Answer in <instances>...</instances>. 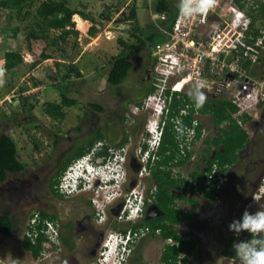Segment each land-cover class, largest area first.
Wrapping results in <instances>:
<instances>
[{"label":"rangeland","instance_id":"1","mask_svg":"<svg viewBox=\"0 0 264 264\" xmlns=\"http://www.w3.org/2000/svg\"><path fill=\"white\" fill-rule=\"evenodd\" d=\"M65 1L70 7L89 12L97 27V31L90 34L88 28L92 21L80 17L82 23L79 24L73 16L74 28L78 30L77 43L71 42L73 36L69 37L66 42L56 39L57 45L63 47L64 51H62L65 55H68L65 57L66 59L58 57L41 59L39 55L31 54L26 48L25 34L28 26L33 23L32 16L26 19L15 16L9 18V10L0 7V68L5 70L4 79L6 81L3 87H0V134L5 133L13 136L17 143L19 158L25 165L23 172L11 175L6 183L0 184V213L10 215L14 223L12 232L6 235L0 234V264H50V261H47L46 258L40 261L38 258L33 257L31 252L21 245L22 236L27 232L28 223L31 222V215L37 212L38 206L46 205L48 207L52 205L49 204L51 201H56L58 203L55 204L57 212L62 220L75 216L80 209L83 210L76 199L70 197L55 198L48 185L42 180L52 166L56 154L71 145V142L65 139V135L68 134L66 130H72L73 127L79 124V116H81L83 110L90 108L88 106L89 102H96L104 106L103 115L110 117L113 110L121 107L122 94L138 96L140 94L145 95L150 90L149 86L143 85L137 80L139 69L138 63H136L137 57L146 56L145 50H142V47L139 46L132 49V54L129 56L131 67L123 81L113 85L106 80L107 69L110 67L108 61L112 55L117 54L120 50L116 38L120 35L127 37V32L131 28L129 24L116 23L114 19L117 16L120 17L121 12L129 11L128 5L131 4L132 0ZM134 1L137 17L142 27L150 31L152 28L150 23H154L150 15V0ZM37 3H39V0L34 1L33 11ZM102 15L111 16V19L106 20ZM16 26L17 29L14 31L13 27ZM261 27H264V24ZM58 33V30H49L48 41L56 38L55 36ZM260 34H264V29ZM261 39H263V36ZM147 44L143 43L142 46ZM261 45L264 46V43L262 42ZM53 48L56 49V47ZM261 48L264 50V47ZM9 50L19 51L22 56L21 63L12 71L6 70L4 67L3 54ZM60 50L59 48V51H54L53 56L60 54ZM261 53L264 56V52ZM70 61L75 62L81 76H77L74 71H70ZM241 67L249 76L255 79H259L257 77L261 76V100L257 105L252 103V106L247 109V114L255 120H259L261 114V123L257 126L254 122L245 123V126L250 130V134H252L254 127H257V132H255L252 141L249 142L247 150L243 151V159L231 168L230 183L226 189L233 190V197L229 200V203L240 204V212L248 208L250 213H255L258 208L264 210V59L254 64L244 61ZM234 76V80L241 79L236 73ZM187 88H191V85H188ZM237 88L236 84H231L226 92L221 95L230 100L231 95L236 92ZM62 92L66 93L69 98L75 99L76 102L71 105H62L64 112L62 119L50 118L44 111L45 104L47 102L62 104ZM24 96H27L28 100L25 108L22 107ZM208 98L209 94L207 100ZM30 104H32V107H30ZM127 112L131 114L128 108ZM127 112H125V116ZM90 118H87L89 125L92 123ZM126 118L128 117L126 116ZM198 118L207 128L203 136L207 134L210 136L213 132L212 116L208 114L198 116ZM93 120L96 119L93 118ZM203 136L199 139V142H195V149L191 153L192 159L196 158L195 152L198 155L203 150L202 147L206 146L202 142L204 140ZM248 162L250 163L248 164ZM246 163L248 164V172L245 175L247 182H240ZM192 167V162L189 160L183 166L175 167V169H179L181 175L187 176L193 171ZM204 167L205 164L203 163L202 169ZM121 176L122 174L118 176L119 182L122 181ZM181 180L179 179L177 182L175 179L177 185L179 183V186H182L186 191H191L190 188L186 187L188 185L187 181L183 180L185 185L183 186ZM88 190L92 191L91 193L97 203V195H101V187L95 186L92 189L91 186ZM217 194L218 191L212 198L203 194L202 196L215 202ZM109 195H112V193H107L104 196V204L108 202ZM181 196L178 198L183 200L176 198L175 201L177 200V202L175 204L186 207L187 203L193 204L195 202V198L189 199L186 196ZM254 197L257 198L258 202H254ZM42 201L45 204H37ZM99 206H103V204L100 203ZM239 211L237 214H239ZM178 230L187 234L183 225L178 227ZM142 242H145L144 244L148 242V244L150 242L158 243L147 236L142 238ZM159 246V243L156 244L157 250H159ZM159 255V251L147 252L146 250L143 262L145 264H157L156 260ZM222 260L223 258L220 256L216 264H222ZM223 264L229 263L224 262ZM234 264H241V261H236Z\"/></svg>","mask_w":264,"mask_h":264},{"label":"flooded vegetation","instance_id":"2","mask_svg":"<svg viewBox=\"0 0 264 264\" xmlns=\"http://www.w3.org/2000/svg\"><path fill=\"white\" fill-rule=\"evenodd\" d=\"M261 1L262 0H237L239 5L246 8L249 12L251 22H254L253 27L257 28L258 32H261V26L264 24V17L261 16ZM261 47H263V45ZM142 50H145L146 56L137 57L138 59L136 63H138L139 68L137 80L139 83L147 85L151 88L154 84L153 67L155 63V56L152 54L150 43L146 46H142ZM146 93L145 95L140 94L138 96L122 94L123 99L121 107L113 110L110 117L108 115H103L104 106L101 105V109L96 110L90 105L91 103L96 102H89L88 106L90 108L83 110L81 116H79V124L73 127L72 130H66L68 134L65 135V139L70 141L71 145L56 154L52 166L48 169L42 181L48 185L55 198L57 197L59 199L70 197L71 199H76L83 210L80 209L75 216L67 220H62L57 212L55 204L58 203L56 201H51L49 204L52 205L48 207L46 205L38 206L39 209L46 211L48 215L51 216L50 220H47L46 218L43 219L39 212H37L38 217L41 218L42 221H48L51 227L50 235H48V237H51V240L43 241V243H48L46 244V248H42L37 257L40 261L43 258H46V260L48 259L47 261H50V264H102L103 258L101 254L103 253L105 242L111 231L119 232L124 230H139L141 235L133 243L132 252L129 257V264H145L143 262V256L146 250L147 252L159 251L160 255L156 262L157 264H164L161 261V256L163 251L170 244L165 242V239L160 236V229H152L149 224L143 225L146 220L154 219L163 215L164 212L159 207L156 211L159 212V210H161V214L155 215L151 218H146L147 214L155 212L153 209L150 210L151 205L158 204L154 201L153 194L157 190V181L152 176V169L155 167L156 161L161 158V154H159L160 149H158L155 153V157L144 163L141 161V155L139 153L146 149V145L141 141V139L148 138L145 133L147 130L146 125L149 119V112H137L136 110L134 111L133 108L138 106L145 96L149 94V92L147 94ZM184 94H187L186 87L181 92L174 93V97L176 99H178V97L181 98L182 102L184 100ZM216 97L219 96H211L208 99ZM185 104L181 103L178 107V111L179 108L184 107ZM190 105L193 106L191 103ZM127 108L131 114L127 112ZM196 111L197 118L198 116H203L199 110ZM125 112H127L126 116L128 118H126ZM90 116L92 117L90 118ZM49 117L51 118V116ZM88 117L92 122L90 125L87 121ZM93 118L96 120H93ZM199 121L201 122L200 119ZM211 122L213 128L212 134H210V136L208 134V136H203L204 132L207 131V128L201 122L203 127L202 135L195 141L199 142V139L203 136L204 140H202V142L206 146L202 147L203 150L200 151L198 155H196L195 152L196 158L192 159L191 154L187 160L188 162L191 160L193 171H204L207 168V161L212 158L215 150L219 148V146L214 144L212 140L222 134L220 128L227 127L228 125V122H225L221 126H218L213 119H211ZM249 122H254L257 126V124L261 123V114L259 120L252 118ZM256 128L254 127L249 142L252 141L255 132H257ZM207 137L210 144L205 143ZM249 142L246 143L244 149L239 151L238 160L243 159L242 153L247 150ZM98 144L100 149L99 154L101 157L106 158L115 151L122 150L123 172L122 182L119 186L120 192L118 193L117 198L111 203L107 202L104 204L103 200L105 198V193L103 190H100L101 195H97V203L94 204L91 200L94 197L91 193L92 191L90 192V190L81 188L73 192L72 195H67L62 189V175L70 163L83 155L87 150L78 154L80 151L87 149L88 146H90L89 149H92ZM194 145L190 150H188L189 152L192 153L195 149ZM139 147L140 150L138 151ZM179 149L183 155L185 150L181 151L180 146ZM170 153L171 152L169 150H166L164 155H168ZM176 156L179 157L181 154L178 153ZM250 162H248V164ZM184 163L180 165H171V172L175 178H191L190 174L183 176L180 174L179 169H175V167L183 166ZM203 163L205 164V167L202 169ZM248 164L246 163L244 166L239 180L240 182H247L245 175L248 172ZM142 167L145 168V171H142ZM169 167L170 166H168L167 163L160 166V169H162L161 173L163 180L167 179L166 177L169 173ZM227 177L228 184L225 183L222 189L218 191L215 202H212V200L202 196L201 192L196 194L192 190L183 191L182 189H178L176 187L172 188V191L177 194H182L189 199L195 198V202L193 204L187 203L188 205L186 207L176 204V206L178 205L177 207L185 210L190 215V219L184 220L180 224L175 225V228L178 233L182 234L186 238L192 239L195 242L194 253L188 261H184L185 264H216V261L220 258V256L223 258L222 264L224 262L234 264V262L240 261L235 249L233 248V243L238 242L241 239H249L250 234L244 232L237 237L233 232L228 230L229 223L234 219H240L243 211H239L240 204L229 203V200L233 197V190L226 189L230 183V175H227ZM91 185L92 189H94L95 186L97 187L99 185V182L94 180ZM133 191H141V195L148 200L142 208L138 219L134 222H130L122 218L121 213L124 211L126 197H128L129 193ZM99 202L103 204V206H99ZM176 202L177 200L175 203ZM37 204L45 203L42 201ZM238 211L239 214H237ZM182 225L184 227V231H187V234L178 230V227ZM146 236L150 237L152 241L160 244L159 250L156 248V244L158 243L154 244L150 242V244H148V242L147 244H144L145 242H142V238ZM229 241H231V244L228 245Z\"/></svg>","mask_w":264,"mask_h":264},{"label":"trees","instance_id":"3","mask_svg":"<svg viewBox=\"0 0 264 264\" xmlns=\"http://www.w3.org/2000/svg\"><path fill=\"white\" fill-rule=\"evenodd\" d=\"M35 0H0V7L8 9V17H20V19L28 18L32 16L33 23L30 24L26 30L25 40L26 48L31 54L39 55L41 59H46L50 57H58L60 59H66L68 55L64 54V49L61 46L57 45V38L62 42H66L67 39L73 36L71 42L74 44L76 42V36L78 30L74 28L75 21L73 20V15L78 14L81 18L85 20L92 21L91 25L88 28V32L93 34L97 31L96 24L93 22L89 12H83L80 9L75 7H70L65 0H39L33 8V3ZM153 12H162L165 11L166 18L158 19V26L156 23L151 22L152 28L150 31L145 30L136 13L135 1L132 0L129 6L128 12H121L120 17H116L114 20L117 22L129 24L131 28L128 30V36H118L117 43L120 46V50L117 54L112 55L108 64L110 67L107 69L106 80L108 83L117 85L123 81L127 76V73L131 67V59L129 56L132 54V49L136 46L142 47L144 43H150L151 49L157 44L162 43L167 39L168 35L159 29V26L169 30L172 26L174 19L175 11L177 8L178 0H150ZM239 5V3L237 2ZM240 6V5H239ZM261 16L264 17V2L261 1ZM106 20L111 19V16H103ZM254 22L250 23L249 32L253 35V40L258 36H263L261 39L264 43V34H260L257 28H254ZM16 31L17 26L13 27ZM264 27H261V31ZM49 30H58L59 33L56 38L48 41V31ZM253 41H249V48L251 51L258 52V60L255 63H259L261 59H264L263 48L256 47L252 45ZM262 46V45H261ZM53 47H56L54 50ZM264 47V46H263ZM60 54L57 56L54 55V51H59ZM63 50V51H62ZM261 51V52H260ZM58 53V52H57ZM4 58V67L6 70L12 71L19 63L22 61V56L19 51L9 50L5 51L3 54ZM249 64H252L250 60H246ZM70 71H74L77 76H81V72L75 62H69ZM260 75V74H259ZM258 75V76H259ZM68 76V75H67ZM261 80V76L257 77ZM153 90V87L148 91L149 93ZM147 92V93H148ZM146 93V94H147ZM176 93V92H175ZM23 103L22 107L25 108L27 96L22 98ZM61 103L56 102H47L44 107V111L47 115L52 118L62 119L64 112L62 110V105H71L76 102L75 99L69 98L66 93H61ZM181 103H191L188 94H184V100L176 99L173 97L171 102V112L170 115H174L178 112V107ZM32 107V104H30ZM92 108L99 110L101 105L97 103L90 104ZM190 109V113L187 116L183 117V123L191 125V120L193 118L192 114L194 106ZM238 107L232 103L230 100L224 96H219L216 98H210L206 101L202 108L199 109V112L203 115H211L213 121L218 125H222L225 122H228L227 127L220 128L222 134L219 137L214 138L212 141L214 144L219 146L215 150L212 158L207 161V168L204 171L195 170L190 173L192 179H197L201 193L205 196H210L211 198L216 195L214 187L210 189H205L203 186L204 180L206 178V173L211 172L213 167L216 168L217 172H220L223 175H230V170L233 168L239 160V151L244 149L246 143L250 139V130L244 126L246 122L252 120V117L247 113L238 114ZM237 118L241 119L243 124H238ZM202 124L199 123L196 126V135L195 139L197 140L202 135ZM205 143L210 144L209 139L205 140ZM179 143L176 140V132L172 126V123L169 122L165 127L164 133L162 135V141L160 144L159 154L161 158L156 161L155 167L152 169V176L157 181V190L154 192V201H156L158 206L164 211L163 215H160L154 219L146 220L145 224H149L152 229H160V236L162 238L171 237L175 241V244L168 245L163 251L161 256V261L164 264H177L179 261V254L182 252L185 254L183 261H188L194 253L195 243L192 239L184 237L182 234L178 233L175 228V225L180 224L184 220H189L190 215L182 210L180 207H177L175 204V199L182 197L180 194H177L172 191V188L182 189L186 191L182 186L177 185L179 178H175L171 172V165H180L186 162L191 152L188 150L180 152ZM87 149L80 151L78 154L83 153ZM169 150L171 153L164 155V152ZM177 151V152H176ZM180 153L181 156H176ZM163 155V156H162ZM177 159H176V157ZM176 159V160H175ZM168 164L169 173L166 177L167 179H162V169L161 165ZM25 165L22 160H20L18 155V147L16 140L11 134H0V184H4L9 180V177L13 174H18L23 172ZM177 180V182L175 181ZM181 180V179H180ZM184 180V179H183ZM181 180V181H183ZM188 179H185L187 181ZM228 184V181L226 182ZM188 184V182H187ZM183 186L184 181H183ZM187 187V186H186ZM187 189V188H186ZM184 197V196H183ZM40 216L43 219H51V216L48 215L46 211L38 209ZM48 221H42L41 218L38 219L35 224H29L28 230L23 234L21 239V245L24 249L31 252L32 256L37 258L43 248V241L48 240V233L46 231ZM139 225V224H135ZM14 223L10 215L5 213H0V234L6 235L13 231ZM41 228V229H40ZM47 233V234H46ZM231 244V241L228 242V245Z\"/></svg>","mask_w":264,"mask_h":264},{"label":"built area","instance_id":"4","mask_svg":"<svg viewBox=\"0 0 264 264\" xmlns=\"http://www.w3.org/2000/svg\"><path fill=\"white\" fill-rule=\"evenodd\" d=\"M149 9L151 19L158 26L157 20L166 18L165 11L158 13L153 12L150 7ZM249 25L250 15L246 8H241L237 4V0H218L215 9L209 11L206 16L188 20L181 17L176 8L171 28L167 30L159 26L168 37L152 48V54L155 56L153 86L158 94L157 96L153 93L147 94L134 108L137 112L148 111L151 116L154 112L163 113L161 125H164L169 117L173 122L181 151L193 147L199 119L197 111L194 110L191 125L183 123V117L190 113L189 108L192 107L190 103H186L177 113L169 116L172 113L170 105L175 92H181L188 85L192 87V82L198 79L206 81L205 91L209 97L221 95L231 84H236L238 88L231 95L230 101L239 108L238 114L247 113L252 103L257 105L261 100V80L249 76L241 67L246 60H250L252 64L258 60V52L250 50L249 41L252 40L253 46L261 48V35L253 40ZM235 73L241 78L240 80H234ZM178 80L184 84L180 89H175ZM188 89L190 88L186 89L187 94ZM242 91L245 93L243 94ZM178 99L182 100L179 97ZM237 122L242 124L241 119L237 118ZM161 125L159 126L157 120L149 117L146 128L154 133L151 137L141 139L143 143H148L146 149L139 152L144 163L155 157L162 135ZM178 127L193 131L194 136H188L186 133L180 137L176 131ZM142 171H145L144 167ZM206 174L203 186L207 190L214 187L215 191H219L228 181L227 175L217 172L215 167ZM187 188L196 194L201 192L197 179L188 178ZM130 201L131 199L126 197L125 204L130 205ZM167 241L170 244L174 243L171 238Z\"/></svg>","mask_w":264,"mask_h":264},{"label":"clouds","instance_id":"5","mask_svg":"<svg viewBox=\"0 0 264 264\" xmlns=\"http://www.w3.org/2000/svg\"><path fill=\"white\" fill-rule=\"evenodd\" d=\"M217 3L218 0H178L177 8L181 17L190 20L194 17L206 16L209 11L215 9ZM240 7L244 8L241 5ZM247 13L250 15L248 11ZM4 75L5 70L0 68V87H3L6 82ZM206 87L207 85L204 79H198L192 82V87L188 92V96L193 102L195 110L202 108L207 101ZM150 93H153L154 96H157L158 94V92L154 90V86ZM163 115V113L154 112L151 116L149 113V117L157 120L159 126L161 125L160 121L162 120ZM169 116L173 115L169 114ZM169 122H171L173 126V122L169 117L167 118L166 123L161 125L162 135ZM199 123L201 122L199 121ZM146 129L145 134L148 137H151V134L154 132L150 131L148 128ZM176 131L180 137H183L186 133L188 136H194L193 131L186 130L183 127H178ZM162 135L160 144L162 141ZM144 144L147 147L148 143L145 142ZM160 144L158 149L160 148ZM99 152L100 149L98 144L94 148L88 149L83 155L70 163L61 179L63 185L62 189L66 194L72 195L73 192L81 188L88 190L92 186L91 183L95 180L99 182L98 187H101V191L103 190L105 193L104 195L112 193V195H109L107 198L109 203L117 198L118 193L120 192L119 186L122 182H119L118 180V176L123 172L122 150H117L106 158L101 157ZM128 197L131 199L130 205L125 204L124 211L121 215L125 220L134 222L140 216L142 208L145 206L148 199L144 198L141 195V192L139 193L136 191L129 193ZM92 199L94 200L92 203L96 204V199ZM253 199L254 202H258L257 198L254 197ZM31 216V222L28 223V225L35 224L39 219L37 212ZM46 225L47 233L50 235V224L46 223ZM228 230L233 232L237 237L244 232L250 234L249 239H241L238 242L233 243V248L239 257L241 264H264V210L258 208L255 213H250L248 208H245L240 219H234L229 223ZM140 235L141 233L139 230L111 231L105 242L103 253L101 254L103 258L102 264H129V257L132 252L133 243ZM168 238L163 239L170 244V242L167 241ZM171 239L173 241V238ZM50 240L51 237L49 236L48 241ZM173 242L175 244V241ZM47 243L48 242L43 243V249L46 248ZM184 256L185 254L182 252L179 254V261L177 264H185L183 261Z\"/></svg>","mask_w":264,"mask_h":264},{"label":"water","instance_id":"6","mask_svg":"<svg viewBox=\"0 0 264 264\" xmlns=\"http://www.w3.org/2000/svg\"><path fill=\"white\" fill-rule=\"evenodd\" d=\"M238 83H239V85L241 86V83H240V82H238ZM242 93L244 94L245 91H242ZM151 209H153L155 212H153L152 214H147L146 218H151V217H153V216H155V215H159V214L162 213L161 210H159V212L156 211V210L159 209V206H158L157 204H152L150 210H151Z\"/></svg>","mask_w":264,"mask_h":264},{"label":"bare ground","instance_id":"7","mask_svg":"<svg viewBox=\"0 0 264 264\" xmlns=\"http://www.w3.org/2000/svg\"><path fill=\"white\" fill-rule=\"evenodd\" d=\"M73 16H74V18L76 19V21L79 22V24L82 23L81 18L78 17L77 14H74ZM183 84H184V83H183L182 81L178 80V84L176 85L175 89H180V87H181Z\"/></svg>","mask_w":264,"mask_h":264},{"label":"crops","instance_id":"8","mask_svg":"<svg viewBox=\"0 0 264 264\" xmlns=\"http://www.w3.org/2000/svg\"><path fill=\"white\" fill-rule=\"evenodd\" d=\"M79 17V16H78Z\"/></svg>","mask_w":264,"mask_h":264}]
</instances>
